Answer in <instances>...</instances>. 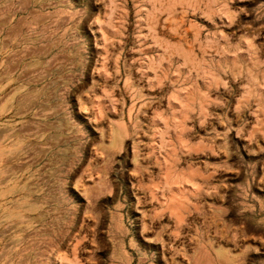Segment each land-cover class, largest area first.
Here are the masks:
<instances>
[{
    "label": "rangeland",
    "instance_id": "rangeland-1",
    "mask_svg": "<svg viewBox=\"0 0 264 264\" xmlns=\"http://www.w3.org/2000/svg\"><path fill=\"white\" fill-rule=\"evenodd\" d=\"M22 1L66 132H0V264H264V0Z\"/></svg>",
    "mask_w": 264,
    "mask_h": 264
},
{
    "label": "crops",
    "instance_id": "crops-1",
    "mask_svg": "<svg viewBox=\"0 0 264 264\" xmlns=\"http://www.w3.org/2000/svg\"><path fill=\"white\" fill-rule=\"evenodd\" d=\"M29 5L0 0V132H17L16 148L7 145L6 151L9 156L19 155L24 173L41 163V152L43 163L51 164L57 132H66L58 130L54 92L61 71L50 65L56 47L46 24L32 23L41 13ZM60 69L66 71V67Z\"/></svg>",
    "mask_w": 264,
    "mask_h": 264
}]
</instances>
